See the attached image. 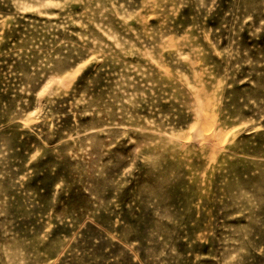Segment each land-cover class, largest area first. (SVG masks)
<instances>
[{"label":"rangeland","instance_id":"374dc122","mask_svg":"<svg viewBox=\"0 0 264 264\" xmlns=\"http://www.w3.org/2000/svg\"><path fill=\"white\" fill-rule=\"evenodd\" d=\"M0 264H264V0H0Z\"/></svg>","mask_w":264,"mask_h":264}]
</instances>
